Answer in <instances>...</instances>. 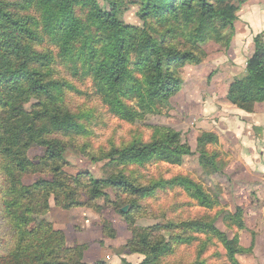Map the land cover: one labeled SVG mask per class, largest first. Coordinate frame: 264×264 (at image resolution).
Returning a JSON list of instances; mask_svg holds the SVG:
<instances>
[{
    "label": "trees",
    "instance_id": "trees-1",
    "mask_svg": "<svg viewBox=\"0 0 264 264\" xmlns=\"http://www.w3.org/2000/svg\"><path fill=\"white\" fill-rule=\"evenodd\" d=\"M37 2L41 19L19 16L0 0V158L7 161H1L0 169L3 170L6 186L4 192L7 199L4 203L10 206L8 214L13 224L16 208L23 200L27 201L25 210L30 211L36 205V212H44L48 208L51 194L63 208L85 204L79 199L76 201L75 192L64 183L54 185L41 179L25 186L21 181L20 175L31 167L38 164L46 166L50 161L63 159L66 142L63 139L64 144L56 137L57 134L67 137L85 132L77 115L63 110L60 105L51 106L48 101L60 91V85L46 80L37 65L38 52L33 46L39 35L34 24L52 38L62 56L71 53L74 44L79 42L84 69L96 83L103 103L119 119L135 123L146 115L161 114L170 106L171 98L183 84L179 68L187 62L202 61L204 52L201 45L210 40L220 41L230 33L228 44L235 30L236 13L245 0H140L142 27L125 22L121 15L123 0H108L105 7L98 0ZM78 8L86 10L84 17L78 14ZM166 16L173 20V24L165 31L158 30L155 22L165 20ZM176 35H182L184 41L176 39ZM254 45L255 52L247 61L245 72L234 77L227 93L228 101L249 113L254 112L256 104L264 102V31L255 35ZM33 98L36 103L26 107ZM155 131L150 141H134L121 148H113L103 158L118 164L136 163L142 166L148 162L165 161L179 165L185 156L193 152L189 143L183 142L180 131L167 127H156ZM216 138L214 133L204 132L198 138L197 151L202 162L220 168L224 164L220 153L208 149ZM32 145L46 148V161L42 159L34 164L30 160L27 152ZM82 176L90 186V200L104 195L103 184L126 188L133 193L144 191L145 196L152 188H139L122 174L105 180L94 178L90 173ZM158 186L182 187L189 197L206 209H212L218 203L216 197L213 198L188 176L178 175L161 181ZM63 196L68 199H63ZM40 197L41 201H37ZM237 209L236 213L227 212V217L244 227V209ZM25 218L28 221V217ZM185 228L194 233L208 229L212 236L224 243L234 264H241L237 254L252 251L243 246L234 248L227 234L213 222L189 220L159 223L143 228V232L137 235L135 229L131 243L136 247L132 252L145 256L141 264H151L162 253L171 252L175 243L190 242L196 238L183 237L180 232ZM37 232V237H20L21 247L17 249V256L23 257L22 264H85L80 261L85 245L79 247L80 250L62 249L58 253L54 242L57 239L64 242L63 233L54 230L50 223H47V229L41 227ZM163 232L168 239L153 243L155 233ZM29 244L33 246L32 253ZM12 254H4L0 261L5 264L4 261ZM196 264L207 263L198 260Z\"/></svg>",
    "mask_w": 264,
    "mask_h": 264
},
{
    "label": "rangeland",
    "instance_id": "rangeland-1",
    "mask_svg": "<svg viewBox=\"0 0 264 264\" xmlns=\"http://www.w3.org/2000/svg\"><path fill=\"white\" fill-rule=\"evenodd\" d=\"M1 1L19 16L41 19L37 0ZM107 1L98 0L103 7L107 6ZM250 1L245 0L236 13L235 30L228 44L226 43L230 33L220 41L210 40L201 45L204 54L200 63L187 62L179 68L183 84L181 90L171 98L170 106L161 114L146 115L144 119L135 123L119 119L103 103L97 92L96 83L84 69L79 42L74 44L71 53L62 56L60 48L52 38L46 35L41 27L33 25L39 35L33 46L38 52L37 65L42 69L46 80H53L60 85V91L54 98H48V101L51 106L60 105L63 110L77 115L85 127V132L67 137H64L65 134H57L56 137L66 142L65 144L63 141L65 144L63 159L50 161L48 165L45 164L46 166L38 164L42 159L46 161V148L32 145L27 155L38 165L21 174V181L25 186L41 179L53 182L54 185L64 183L66 187L73 189L76 201L79 199L85 204L63 208L55 199V195L51 194L48 208L44 212L43 210L36 212V205H33L30 211L25 210L27 201L23 200L16 208V217L12 218L15 221L13 224L8 214L10 206L4 203L7 199L4 192L6 186L3 183V170L0 169V259L4 254L7 256L13 253L4 261L5 264H22L23 257L17 256V249L21 247L20 237H37V230L41 227L47 229V223L64 235V242L60 239L54 242L58 253H61L62 249L80 250L79 247L85 245L83 257L80 259L85 264H104L105 261H114V264H141L145 256L132 252L136 247L131 243L135 237V229L137 235L143 232V228L159 223L189 220L213 222L227 234L234 248L242 246L251 248L252 251L249 253L236 255L241 264H264V238L260 245L256 244L257 236L264 235V203L260 202L264 200L259 199L262 195L259 185L264 186V181L263 184H259L260 181L255 180V177L246 174L248 171L245 164L229 159V156L237 155L240 151L244 155L248 154L250 148L257 157L261 155L264 143L259 144L258 139H261L259 134H262L263 130L260 129L258 132L245 130V134L243 131L240 132L239 139L229 138L220 124L223 121L221 116L210 106L211 94L208 89L213 84V76L218 70L212 60L223 53L228 57L229 49L237 46L235 40L237 26L245 22L244 15L248 12ZM140 4V0H123L121 15L127 24L143 26ZM78 14L84 17L86 10L78 8ZM168 18L169 16H166L165 20L158 22L150 18V21L156 23L158 30L165 31L173 24V20ZM255 35L252 37L253 40L251 39L252 52L247 57L246 64L255 52ZM176 39L184 41L182 35H176ZM218 94L217 101L224 102L222 89ZM225 100L228 101L227 96ZM34 103L35 98L26 104V107ZM156 127L180 131L183 142L187 141L193 152L185 156L179 165L165 161L148 162L142 166L136 163L118 164L103 158L113 148H121L134 141H150L156 134ZM204 132H212L217 136L216 141L209 145L208 149L220 153V158L224 162L223 167L216 168L215 165L200 160L201 156L197 151L198 138ZM227 144H230V147ZM1 161L7 163L4 158H0V163ZM251 162L253 166L255 159L252 158ZM84 173H90L94 178L102 180L122 174L139 188H152L145 196L144 191L133 193L126 188L103 184L101 187L104 195L90 200V186L83 179ZM178 175L188 176L199 183L213 198H217V205L212 209H206L189 197L182 187L158 186L161 181ZM77 180L80 181L79 184L75 183ZM77 185L79 188H76ZM63 199L68 197L63 196ZM37 201H41V197L37 198ZM238 207L244 209V227H240L227 217V212L236 213ZM33 210L35 213H28ZM25 217H28V221ZM23 231H26V234L21 235ZM209 232L208 229L197 233L191 232L188 228L183 229L180 232L183 237L196 238L190 242L175 243L171 252L162 253L151 264H196L198 260L206 261L207 264H234L224 243ZM164 236L166 232L155 233L152 242L168 239ZM42 237L46 238V235ZM29 246L32 253L33 246L31 244ZM131 255L138 256L139 259L133 262L128 258ZM0 264H3V261H0Z\"/></svg>",
    "mask_w": 264,
    "mask_h": 264
},
{
    "label": "crops",
    "instance_id": "crops-1",
    "mask_svg": "<svg viewBox=\"0 0 264 264\" xmlns=\"http://www.w3.org/2000/svg\"><path fill=\"white\" fill-rule=\"evenodd\" d=\"M244 18L245 22L243 21L242 24L237 26V34L235 36L237 46L231 48V50L229 49L227 54L228 57H226V54L223 53L219 55L217 59L212 60L214 62L215 68L218 70L213 76V84L208 87L211 94L209 103L217 115L221 116L223 121H221L220 124L222 125V128L226 130L229 138L236 140L239 139L241 131H243L245 134V130L248 131L251 129L252 131L254 130L258 132V130L262 129V134H259L261 139L257 138L258 143L262 144L264 143V102L256 104L254 112L249 113L225 100V96H227L230 84L232 83L234 77L243 74L246 70V60L252 52V47L250 46H252L253 35L264 31V0H251L250 5H248V12L244 15ZM220 89L223 91L222 96L224 102L217 101V97L219 96L218 91ZM227 145L230 147V144ZM232 156H229V159L232 158V161L234 162L240 161L241 163L245 164L248 171L246 174L255 177V180L261 182H259V184H263V150L262 154H259L258 157L255 155L252 148H250L249 153L246 155L240 151L237 153V155ZM252 158L255 159L253 166L251 165ZM259 187L262 189V195L259 197V199L264 200V186L259 185ZM260 202L264 203V201ZM262 205L263 204H261V206ZM262 238H264L263 234L257 236V245H260ZM128 258H131V261L133 262L139 259V257L135 255H131V257ZM110 263L114 264V261L104 262V264Z\"/></svg>",
    "mask_w": 264,
    "mask_h": 264
}]
</instances>
